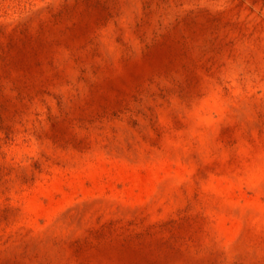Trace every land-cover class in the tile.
I'll list each match as a JSON object with an SVG mask.
<instances>
[{
  "label": "rangeland",
  "instance_id": "rangeland-1",
  "mask_svg": "<svg viewBox=\"0 0 264 264\" xmlns=\"http://www.w3.org/2000/svg\"><path fill=\"white\" fill-rule=\"evenodd\" d=\"M202 115L209 156L189 153L168 210L52 226L90 195L140 201L153 154L208 132ZM256 153L262 166L264 0H0V264H264V228L238 235L204 190L264 204L235 182Z\"/></svg>",
  "mask_w": 264,
  "mask_h": 264
},
{
  "label": "bare ground",
  "instance_id": "bare-ground-1",
  "mask_svg": "<svg viewBox=\"0 0 264 264\" xmlns=\"http://www.w3.org/2000/svg\"><path fill=\"white\" fill-rule=\"evenodd\" d=\"M241 111L242 110H240V113ZM186 116L188 118L189 114H187ZM203 118L205 119V123L209 125L208 132L199 131L196 130V128L192 127L193 128L192 129L190 127L192 130L187 131L188 134L186 135V137L181 135H180L181 137L176 136L177 138L168 142L169 144L167 147L169 148V150H168V154L164 155L165 156L164 158H161L160 156L153 154L152 160L149 161L150 165L148 164L149 166L148 172L151 173L153 182L151 185L149 184L150 186L146 187L145 197L143 198L142 196L140 201H136L137 203H132L131 201L129 202L128 200L119 199L115 195L114 196L108 195L106 197H102L101 194L90 195L89 197H87L88 199L86 200L84 199V201L79 202V204L83 205L84 207L80 211L79 215H77L76 220H74L73 222L58 221V220L54 221L55 219L54 217H56L55 215L52 218L53 221L52 226L55 227V229L59 232H65V230L73 229L76 227V225L83 223V221L89 216V212L92 210V208L97 207L105 211L107 209H111V208L113 209L116 206V204L119 205V210H124V211L126 210L130 211L131 209L134 210L133 206L135 204H137L139 208L147 207V209L151 213L155 212L158 207H161L164 210H168L171 205L177 202V186L181 181H184L185 179L184 176L185 173H187L185 164L186 161L188 160L187 158L189 157V153L192 150H195L198 153V155L203 159L209 156L212 145L211 143H213L211 142L212 136L215 134L216 131L215 130L216 123L214 122L215 124H213L210 120H208L209 117L205 118L203 116ZM142 151L143 150L140 147H137L136 161L139 164H146L148 163V161H146L147 159L145 158V155L143 154ZM242 153L243 154L245 153V155H247L245 150ZM247 153H250V151L249 152L247 151ZM258 157L259 156L257 153L253 154L247 169L245 171L243 170L244 171L243 178L235 180V182L244 183L246 186L250 188H254L264 192V165H263L264 162H262L263 163L262 166L258 164L257 160H259L260 162V159ZM170 162H174L177 167L175 169H171L169 164ZM233 180L234 178L231 181ZM237 185L239 186V184ZM204 190L207 193L211 194V198H209V200L207 201L209 210L214 211L216 209H221L220 207H222L221 210H225V209L233 210L232 215H234L235 219L239 221V226L237 230L238 235L241 233V231L244 230L245 227H254L257 230L264 228V204H261L256 200H249L244 202V205L237 206L236 203L232 201V198L230 199L227 196L228 195L227 191L222 188L216 187L215 185H207L204 187ZM74 204H75L74 202L68 201L65 203V205H62L63 206L62 209L71 207ZM130 213L132 212L130 211ZM245 239L247 238L245 237ZM250 241L252 240L250 239ZM262 247H264V244Z\"/></svg>",
  "mask_w": 264,
  "mask_h": 264
}]
</instances>
